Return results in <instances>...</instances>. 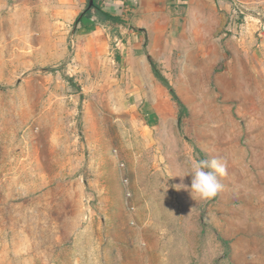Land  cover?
<instances>
[{"label": "rangeland", "instance_id": "374dc122", "mask_svg": "<svg viewBox=\"0 0 264 264\" xmlns=\"http://www.w3.org/2000/svg\"><path fill=\"white\" fill-rule=\"evenodd\" d=\"M211 4L159 64L185 113L154 79L145 115L111 45L68 67L54 0H0V264H264V0Z\"/></svg>", "mask_w": 264, "mask_h": 264}, {"label": "crops", "instance_id": "0c3cea01", "mask_svg": "<svg viewBox=\"0 0 264 264\" xmlns=\"http://www.w3.org/2000/svg\"><path fill=\"white\" fill-rule=\"evenodd\" d=\"M89 1L54 0L51 35L66 54L62 59L66 57L68 67H83L89 61L96 66L111 45L112 62L130 84V99L140 100L139 109L149 114L147 87L156 80L151 61L160 69L162 53L181 39L182 32L194 34L200 28L198 23L212 12L213 0H93L103 12L122 20L121 24L98 22ZM89 9L90 16H80Z\"/></svg>", "mask_w": 264, "mask_h": 264}, {"label": "clouds", "instance_id": "9594fccd", "mask_svg": "<svg viewBox=\"0 0 264 264\" xmlns=\"http://www.w3.org/2000/svg\"><path fill=\"white\" fill-rule=\"evenodd\" d=\"M189 168L184 176L191 177L188 189L192 199L208 200L214 197L222 188L218 176L227 171V162L223 158L197 159L188 158Z\"/></svg>", "mask_w": 264, "mask_h": 264}, {"label": "trees", "instance_id": "16d2710c", "mask_svg": "<svg viewBox=\"0 0 264 264\" xmlns=\"http://www.w3.org/2000/svg\"><path fill=\"white\" fill-rule=\"evenodd\" d=\"M91 9L94 10V15L96 16V19L98 20V22H109V23H113V24L114 23L115 24L123 23V21L120 20L119 18H114V17L108 15L107 13L103 12L99 6L95 5V3H93ZM91 9L86 10L80 16H90L91 15ZM76 21L79 22V19H77ZM151 69H152L153 75L156 78V80L158 82H160L162 84V86H164L168 90L170 96L172 97L174 102L177 104V106L180 108V114H184L186 111L185 108L182 106V104L179 101L178 97L176 96L174 90L168 84V81L162 75L160 69L158 68V65L154 61H151Z\"/></svg>", "mask_w": 264, "mask_h": 264}, {"label": "water", "instance_id": "95a60500", "mask_svg": "<svg viewBox=\"0 0 264 264\" xmlns=\"http://www.w3.org/2000/svg\"><path fill=\"white\" fill-rule=\"evenodd\" d=\"M92 4H93V0H90L89 1V8L92 6Z\"/></svg>", "mask_w": 264, "mask_h": 264}, {"label": "built area", "instance_id": "2783aa9c", "mask_svg": "<svg viewBox=\"0 0 264 264\" xmlns=\"http://www.w3.org/2000/svg\"><path fill=\"white\" fill-rule=\"evenodd\" d=\"M126 1H128V0H126Z\"/></svg>", "mask_w": 264, "mask_h": 264}]
</instances>
